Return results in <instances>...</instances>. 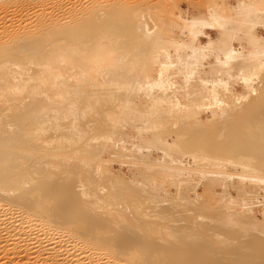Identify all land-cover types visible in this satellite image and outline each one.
Wrapping results in <instances>:
<instances>
[{"label": "bare ground", "instance_id": "6f19581e", "mask_svg": "<svg viewBox=\"0 0 264 264\" xmlns=\"http://www.w3.org/2000/svg\"><path fill=\"white\" fill-rule=\"evenodd\" d=\"M169 1L0 0V264H264V0Z\"/></svg>", "mask_w": 264, "mask_h": 264}, {"label": "rangeland", "instance_id": "374dc122", "mask_svg": "<svg viewBox=\"0 0 264 264\" xmlns=\"http://www.w3.org/2000/svg\"><path fill=\"white\" fill-rule=\"evenodd\" d=\"M92 1H94V0H92ZM135 1H137V0H133V1L130 0V3H131V2H135ZM168 1H169V0H168ZM174 1H175V2H174ZM197 1L199 2V0H173V2H171V0H170L169 3H170V6H171V5H173V6H177V5H178V7H180L181 9H183V8H184V9H187L188 7H191V8L194 7V6L196 5ZM200 1H201V0H200ZM202 1H203V0H202ZM128 2H129V1H128ZM171 3H172V4H171ZM173 3H175V5H174ZM193 5H194V6H193ZM196 6H197V5H196ZM197 7H198V6H197ZM147 19H149V18H147ZM129 24H130V23H129ZM133 24H135V23H131L130 25L126 24L125 26H124V25H123V26H124V28H128V29H130L129 26H130L131 28H134V27H135ZM124 28H123V29H124ZM128 29H127V30H128ZM125 30H126V29H125ZM126 32H127V31H126ZM126 32H124V34H127ZM131 33H132V32H131ZM132 34H134V32H133ZM132 34H131V36H132ZM126 36H127V35H126ZM126 36H125L124 39H123V40H125V42H124V41H123V42H124L126 45H128L127 43H129L130 40H128L129 37L126 38ZM131 38H132V37H131ZM131 38H129V39H131ZM126 40H127L128 42H127ZM124 43H123V44H124ZM238 89L241 90L240 88H238ZM258 112L260 113V115H262V116L264 117V113H263V112H264V109H263V111H262V109H261V110H259ZM254 116H257V112H252L251 114H249V115L246 117L247 120H246L244 123L241 124V127L239 126L240 128L238 127V124L235 125L236 128H235V126L230 127L229 130H228V136L230 135V136L234 137V135H236L235 133H236L237 130H240L242 127L244 128V127H246V126H249V123H250L251 119H253ZM250 118H251V119H250ZM234 130H235V131H234ZM112 164H113L112 166H113L114 168H117V164H116L115 162H113ZM257 212H258V214H257ZM259 214H260V215H259ZM257 215H258L259 217H258ZM255 216H256L257 218H259V219H264V215H263L262 213H260L259 211H256V212H255ZM260 216H261V217H260Z\"/></svg>", "mask_w": 264, "mask_h": 264}]
</instances>
